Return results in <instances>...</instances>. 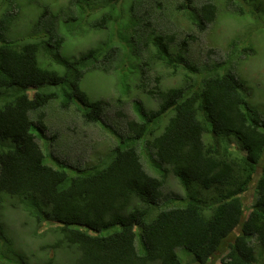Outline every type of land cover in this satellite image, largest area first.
Instances as JSON below:
<instances>
[{
  "label": "trees",
  "instance_id": "1",
  "mask_svg": "<svg viewBox=\"0 0 264 264\" xmlns=\"http://www.w3.org/2000/svg\"><path fill=\"white\" fill-rule=\"evenodd\" d=\"M145 1L67 0V30L86 21L96 30L113 23L109 43L75 60L59 53L66 35L57 9L35 18L34 38L26 42L6 37L18 4L0 17V209L21 211L38 239L29 251L15 240L19 235H6L1 211L0 264H184L178 248L196 264H264V249L256 255V246H264V116L225 63H191L193 36L160 22L152 8L160 0L149 7ZM226 5L243 13L236 0ZM175 11L203 32L219 6L182 0ZM39 56L61 69L41 66ZM140 64L141 73L130 77ZM155 67L149 87L146 73ZM94 69L114 75L117 87L156 98L157 106L146 107L136 95L137 118L126 119L127 133L100 160L52 166L40 145L47 130L42 108L61 97V110L75 103L85 123L100 122L105 102L91 101L79 86ZM173 79L176 85L167 83ZM40 87L58 89L28 95ZM170 178L183 193L164 201L161 189Z\"/></svg>",
  "mask_w": 264,
  "mask_h": 264
},
{
  "label": "rangeland",
  "instance_id": "2",
  "mask_svg": "<svg viewBox=\"0 0 264 264\" xmlns=\"http://www.w3.org/2000/svg\"><path fill=\"white\" fill-rule=\"evenodd\" d=\"M150 1L146 0L144 5L151 6ZM181 1L160 0L162 6L159 8L157 4L153 3L152 8H157L153 11L161 23L171 21L174 26L183 29V34L193 36V40H189L188 53H186L191 63L197 64V66L213 61L225 63L226 69L244 83L249 104L257 108L264 116V0H236L241 5L243 13H240L235 6L227 7L226 0H212L219 6V13L215 21L209 24L203 32L190 29L187 21L182 18L183 15L175 11ZM200 1L202 0H196V3L199 4ZM66 2L67 0H0V17L11 6L16 9L15 5H19V14L15 18L11 30L6 34L7 39L21 40L20 42L32 40L34 37H29V35L32 34V22L35 18L44 9L51 11L57 9L56 16L62 15L58 19L60 32L66 35V40L59 49L63 58L75 60L89 49L104 47L113 23L109 24L106 29L96 30L86 25L88 24L86 21L79 27H69V32L63 25V16L67 13ZM123 15L125 19L130 16L127 5H125ZM95 17H98L97 13L92 14L91 18ZM38 61L41 66L61 69L57 64L50 63L48 57H40ZM141 64L138 71H135L132 66L130 77L133 78L141 73ZM159 68L155 67L153 70L147 71V77L151 80L148 82L149 87L154 86L153 77ZM167 83L176 85L178 82L173 79L168 80ZM79 86L91 101H104L105 110L100 122L85 123L79 112L73 107L78 104L74 103L65 111L60 109L61 97L49 101L42 108V111L45 110L44 120L47 130L45 131L46 139L41 140L40 145L45 154V162L55 167L65 164L69 168L70 163L74 165L77 163L81 166L87 162L95 163L109 149L118 144L119 135L127 133L126 119L137 118L134 103L137 104L136 95L138 92L134 88L117 87L114 75L100 69L90 70L84 73ZM57 89L58 87H40L33 91L28 90V95L31 96L34 91L38 90L56 91ZM137 96L146 107L155 108L157 106L156 98L145 93ZM32 132L39 133L37 126H32ZM143 161L149 172L150 169L144 158ZM168 181L161 189L164 201H167L166 197L170 199L175 194L183 193L176 180L170 178ZM247 196L250 197V193ZM177 200L178 198H174V201L168 203L171 206ZM1 209V220L6 235H11L13 238L16 237V234L19 235V239L15 238V240L28 244L27 250L34 251L38 239L34 236L31 237L24 223L23 213L8 206ZM3 210L7 211L3 212ZM259 249L263 250L264 246L261 244L256 246V255H258ZM176 252L184 264H196L183 248L176 249ZM38 254L40 255L41 252ZM208 264H219V259H214Z\"/></svg>",
  "mask_w": 264,
  "mask_h": 264
}]
</instances>
